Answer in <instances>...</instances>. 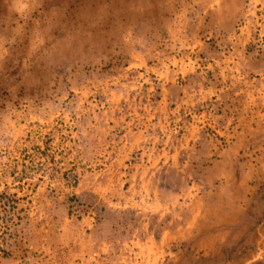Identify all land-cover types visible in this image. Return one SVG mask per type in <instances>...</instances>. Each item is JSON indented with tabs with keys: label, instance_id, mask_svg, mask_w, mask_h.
Here are the masks:
<instances>
[{
	"label": "rangeland",
	"instance_id": "374dc122",
	"mask_svg": "<svg viewBox=\"0 0 264 264\" xmlns=\"http://www.w3.org/2000/svg\"><path fill=\"white\" fill-rule=\"evenodd\" d=\"M64 219L68 264H264V0H0V264Z\"/></svg>",
	"mask_w": 264,
	"mask_h": 264
},
{
	"label": "crops",
	"instance_id": "0c3cea01",
	"mask_svg": "<svg viewBox=\"0 0 264 264\" xmlns=\"http://www.w3.org/2000/svg\"><path fill=\"white\" fill-rule=\"evenodd\" d=\"M227 2L228 0H226V4ZM204 3L205 1L201 2L195 10L196 14H198L197 16L201 19L204 17V14L200 13ZM211 17L215 18L213 15ZM52 227L53 230L49 229L43 223L40 225L36 224V221L30 222L26 229L28 232L25 236L24 242H22V251H18L16 254L22 253L23 255L24 253H27L32 262V259L33 261L37 259V257H33V254L42 253L44 256H46L44 258H47V261L59 258L60 260L65 261L64 264H68L69 260L75 255V252L73 251L75 242H73L74 240L72 239V234L74 232L78 234L82 233L85 226H82L81 222H74L72 224L69 223L67 219H64ZM53 231H55L54 236H51V232ZM38 258L42 260L41 257Z\"/></svg>",
	"mask_w": 264,
	"mask_h": 264
}]
</instances>
